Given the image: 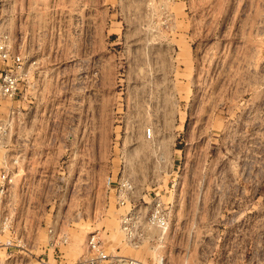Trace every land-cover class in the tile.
I'll use <instances>...</instances> for the list:
<instances>
[{"label": "rangeland", "instance_id": "obj_1", "mask_svg": "<svg viewBox=\"0 0 264 264\" xmlns=\"http://www.w3.org/2000/svg\"><path fill=\"white\" fill-rule=\"evenodd\" d=\"M0 31L24 60L22 97L0 96V180L7 164L32 184L0 192V264H84L95 231L105 264H264V0H0ZM122 175L209 208L189 239L132 247Z\"/></svg>", "mask_w": 264, "mask_h": 264}, {"label": "built area", "instance_id": "obj_2", "mask_svg": "<svg viewBox=\"0 0 264 264\" xmlns=\"http://www.w3.org/2000/svg\"><path fill=\"white\" fill-rule=\"evenodd\" d=\"M0 61L6 63L5 67L0 68V96L10 99L22 97L20 79L24 69V60L20 54L12 53L9 34L1 31ZM8 132V120L0 122V141L7 136ZM144 136L148 142L155 143V128L153 126L146 127ZM158 158L159 162H166L163 154H160ZM14 161L19 162V158ZM174 162L173 159V168ZM17 175L18 171L11 170L9 165L5 164L1 171L0 192L6 191L10 184H14ZM107 185L114 190L119 206L125 208L120 215L124 241L135 248H139L144 243H149L152 246L155 244L164 246L175 217L176 193H172L173 195L169 193L168 196L166 193H154V196L147 195L149 200H146L144 196L137 197L135 183L124 175L117 179H114L113 176L108 177ZM169 196H172L171 199ZM55 234L52 232V235ZM59 238L64 242L67 241V237H60L58 234L56 239ZM111 258L112 256L107 252L99 231L91 232L87 238V249L81 262L84 264H104ZM116 260L118 264H142L139 260L126 256H116ZM41 264L50 263L42 261Z\"/></svg>", "mask_w": 264, "mask_h": 264}, {"label": "crops", "instance_id": "obj_3", "mask_svg": "<svg viewBox=\"0 0 264 264\" xmlns=\"http://www.w3.org/2000/svg\"><path fill=\"white\" fill-rule=\"evenodd\" d=\"M181 158L182 157H176V159H174L175 160L174 163L177 162V164L174 165V168H176V169H174V172L172 173V174L175 175V178L181 177L182 174L186 172L184 169H182L183 161H182ZM17 176H19V171H18V175ZM46 177L47 176L45 174L44 175V179H43L44 181H43V184H42L43 185V192H45L46 189H50V186L46 184ZM30 182L31 181H30L29 177H26V174H25V177L23 178V181H20V179H18V181L15 182L14 186L16 188H20L22 190H24V187H25L28 190L27 192H29L30 188L32 186V184ZM175 198H176L175 199L176 201H175V207H174L175 217H174V221H173V228H172L173 231L171 232V234L168 235L167 240L169 239V237H171V236L174 237L175 235H177V233H179L183 237H187L189 239V237L191 236V229L193 228V226L196 225V222H197V221H195L194 213H192V210L193 209H197V208L199 209L200 207L201 208H209V205L206 206L205 205L206 203L205 204L204 203L203 204L202 203H198V207H197V205H195V206L193 205L192 206V204L188 202V195H181V191H179V193H177ZM43 209H45V208L43 207ZM91 215H92L91 216L92 223L94 224L96 219H97L95 209L93 210V213H91ZM236 223H238V219H236ZM238 225H239V223H238ZM200 230H201L200 238L201 237L202 238H208V234L204 233V230L202 228H200ZM198 238L199 237L197 235L196 239L198 240ZM167 240H166V242H167ZM164 247H165V245H164ZM159 257H160V259L157 260V261H159V262H157V264H159V263L160 264H164L165 256L161 255ZM148 259H149L148 260L149 263H151V264L154 263V258L153 257L149 256ZM136 260H138V259H136ZM142 264H144V263H142Z\"/></svg>", "mask_w": 264, "mask_h": 264}]
</instances>
